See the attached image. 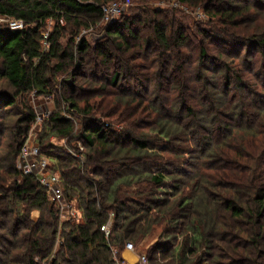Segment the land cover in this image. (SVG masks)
Masks as SVG:
<instances>
[{
  "label": "trees",
  "instance_id": "obj_1",
  "mask_svg": "<svg viewBox=\"0 0 264 264\" xmlns=\"http://www.w3.org/2000/svg\"><path fill=\"white\" fill-rule=\"evenodd\" d=\"M112 2L124 11L101 22ZM260 13L264 0H0V18L23 25H0V117H16L13 131L0 125L9 136L0 143V264H114L112 250L121 259L156 225L164 242L147 251L148 264H264ZM97 24L95 46L75 41ZM30 94L55 97L56 108L34 140ZM26 144L47 159L78 218L61 221L37 178L18 169L33 160L21 156Z\"/></svg>",
  "mask_w": 264,
  "mask_h": 264
},
{
  "label": "rangeland",
  "instance_id": "obj_2",
  "mask_svg": "<svg viewBox=\"0 0 264 264\" xmlns=\"http://www.w3.org/2000/svg\"><path fill=\"white\" fill-rule=\"evenodd\" d=\"M132 2L133 1H131V3ZM134 2L136 3V0H134ZM156 4H158L157 6H159V7H165V5H163V4L159 3V2L156 3ZM112 6H113V4L111 3L110 5L107 6V8L109 9ZM167 6H169V4ZM171 6H176V3L175 2H172V5ZM180 8L182 10H185V8L183 6H180ZM194 15H195V13H194ZM259 16L260 17H256V20L253 23L252 27L257 26L258 28H261L262 29V28H264V13H260ZM202 17H203V15L200 16V18H202ZM197 18L198 17H196L195 19L197 20ZM8 21H9L8 19L0 18V25H6V26H8L9 25L8 24ZM103 21H105V20H102L101 22H103ZM194 21L195 20H192L188 24H190V26H192V24H193ZM195 22H197V21H195ZM101 26H103V25L102 24H97V26L89 27V29H87V30L82 29L79 32V34H78L77 38L75 39V41H77L78 37H82V38H84L87 41V43L89 44V46H91V47L95 46L99 42V40L104 36V30L101 29ZM50 28H51V26L50 25H47V28H44V30L50 31L51 30ZM68 38H69V36L66 35V37H64L61 40V43L63 44V46H65L66 43L68 42V40H69ZM97 75H98V77H100V80H102V82H104V80L107 79V77H103L99 73ZM63 77H65V75L61 76V78H63ZM93 77L91 78V76H88V79L92 80ZM77 80H78V84H82L84 79L78 78ZM90 80H87V82H89ZM131 85H132V83H131ZM94 87L97 88L98 86L95 85ZM122 89L127 91V89L124 86H122ZM115 91L116 90H112L111 88L108 89V92H110V93H112V92L114 93ZM133 91H135V89H133L131 87L130 88V92H133ZM145 91H147V90H144L143 88H141V91H139V93L141 95H144ZM54 99H55V97H54ZM54 99H53V96H48V95L35 96L33 94H30V96L27 97L28 104L33 108V110L35 111L36 115L38 116L37 117V121L34 123V125H32V128H31L30 132L28 133V135L31 137V139L34 140V138L37 137V133L38 132H41V130L43 129V123L46 120V118H48V116H50L53 113V111L56 109L55 108V104H54ZM96 101H99L98 98L96 99ZM66 113L63 112V109L61 110V115L63 117H65V118H69V116L66 115ZM15 120H16V117H10V119H2L0 117V125L1 124L7 125V132L13 131L14 130V126H15ZM74 122H76V121H74ZM77 126H78V123L75 126L76 127L75 128L76 131L78 130V127ZM0 132H1V130H0ZM47 140H49L50 144H53L52 146H56L57 149L60 148V149H64L65 150L67 148L66 145H65L66 144V141L61 140V139H59L56 136L54 137V136H51V134H50L48 136V139ZM0 143L2 144V146H5L6 144L9 143V136H8L7 133L4 132V134L0 136ZM77 147L79 148V150L82 149L81 144H78ZM67 151L70 152V154H71V151H69L68 148H67ZM4 152L5 151H3L2 153H4ZM52 152H54V154L57 153V151H55V150H53ZM75 158H80V157L77 155ZM187 160H189V156H187V157H180V158H176V157H171L170 158V161H175V162L181 161L180 164L185 163ZM179 179H182V177L179 178ZM185 182H188V181H185ZM187 187H190V185H188ZM187 189H186V191H188ZM202 206H203V203H202ZM63 208H65V207H63ZM198 213L202 217H204V215H205L206 212H204V209L201 208V209H198ZM36 216H37V213H35L34 216H33L34 220L36 219ZM76 217L78 218L77 215H76ZM106 226H105L104 230L106 231V233H108L109 232V222L106 224ZM160 230H161L160 229V225H156L151 231L148 232V234L143 239H140L139 240L138 244L133 245V244L130 243L132 245V249H130V250L126 249L125 250L124 249L125 246H124L123 247V250L120 253V256H122V254H124V253H127L130 256H133V261L132 262L135 261L133 264H135L136 261L138 263H140L141 262L140 257H142V255L145 256L148 250H150L151 248H153L157 243L163 244L164 238H163ZM175 236H174V238H175V242L174 243H176V242L177 243H180V241L183 242V237L184 236H182V235H178L176 237ZM57 243H58V239H57ZM126 244H128V243H126ZM172 248H174V246H172ZM172 248H171V250H172ZM171 255H173V254H171ZM154 258H156V259L155 260H152L153 259L152 258L150 260V263L149 264H166L169 261V259H162L163 257H154ZM123 261H125V260H123ZM147 264H148V262H147Z\"/></svg>",
  "mask_w": 264,
  "mask_h": 264
},
{
  "label": "built area",
  "instance_id": "obj_3",
  "mask_svg": "<svg viewBox=\"0 0 264 264\" xmlns=\"http://www.w3.org/2000/svg\"><path fill=\"white\" fill-rule=\"evenodd\" d=\"M111 3L103 6L101 8L103 13V20L106 21H114L120 14V12L124 11L125 5L119 4V3H113V8H107L108 5ZM8 26L12 30H21L23 29L22 22L20 21H8ZM37 147V146H36ZM36 147H29L27 144L21 149V156H33V160L31 162H28V164H25L24 166L18 165V169L20 168L23 170L24 174H31L34 175L37 180L39 181L40 185L45 189L47 198L50 202H52L55 207L59 211V218L61 221H68L71 219H76V213L74 211V208L71 204H66L63 199L62 191L60 189L59 185V178L56 174L52 173L48 167V163L46 162L47 159L42 158L40 161L35 160L37 156V148ZM28 159V158H27ZM29 160V159H28ZM65 207V208H63ZM67 212V213H66ZM106 226V225H105ZM105 226H102L100 230L102 232L106 231L104 230ZM107 227V226H106ZM124 249H132V245L130 243L126 244ZM112 258L114 261V264H129L126 261H123V259H119L117 255L116 250H112ZM141 262L138 263L136 261L135 264H147V258L146 256L142 255L140 257Z\"/></svg>",
  "mask_w": 264,
  "mask_h": 264
},
{
  "label": "crops",
  "instance_id": "obj_4",
  "mask_svg": "<svg viewBox=\"0 0 264 264\" xmlns=\"http://www.w3.org/2000/svg\"><path fill=\"white\" fill-rule=\"evenodd\" d=\"M121 258H122L123 260L129 262L130 264H133V263L135 262V261L132 262V261H133V256H130V255L127 254V253L122 254Z\"/></svg>",
  "mask_w": 264,
  "mask_h": 264
},
{
  "label": "bare ground",
  "instance_id": "obj_5",
  "mask_svg": "<svg viewBox=\"0 0 264 264\" xmlns=\"http://www.w3.org/2000/svg\"><path fill=\"white\" fill-rule=\"evenodd\" d=\"M78 222V221H77Z\"/></svg>",
  "mask_w": 264,
  "mask_h": 264
}]
</instances>
